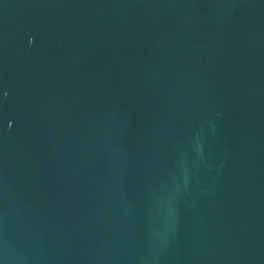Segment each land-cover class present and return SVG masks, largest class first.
Returning a JSON list of instances; mask_svg holds the SVG:
<instances>
[{
	"label": "water",
	"instance_id": "obj_1",
	"mask_svg": "<svg viewBox=\"0 0 264 264\" xmlns=\"http://www.w3.org/2000/svg\"><path fill=\"white\" fill-rule=\"evenodd\" d=\"M0 264H264V0H0Z\"/></svg>",
	"mask_w": 264,
	"mask_h": 264
}]
</instances>
